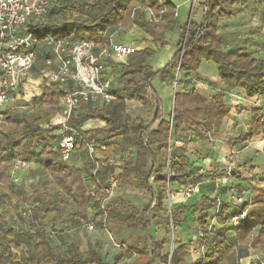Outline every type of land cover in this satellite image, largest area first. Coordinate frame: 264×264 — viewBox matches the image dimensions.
I'll list each match as a JSON object with an SVG mask.
<instances>
[{"label": "trees", "instance_id": "trees-1", "mask_svg": "<svg viewBox=\"0 0 264 264\" xmlns=\"http://www.w3.org/2000/svg\"><path fill=\"white\" fill-rule=\"evenodd\" d=\"M132 1L137 2L135 6L150 8L155 15L161 10L164 12L157 23H148L142 9L134 11L131 18ZM238 1H196L194 7L200 9L201 21L197 24L189 22L184 25L176 53L162 69L156 72L148 66V62L167 45L166 39L178 22L175 16L176 8L169 0H95L92 3L59 4L61 18L58 23L45 22L34 28V31L41 36L51 34L68 41L90 39L99 44H106L107 36L117 25L123 28L133 25L144 32L154 45V50L137 51L128 57L127 66H120L121 74L125 78L123 91L121 94H116L111 104H95L93 108H90L88 103L81 104L76 109L81 108V112L77 115L75 110L69 120V124L77 130L85 120H98L104 123L100 129L81 132L82 141L77 150H85L86 143L104 141L105 151L100 153L105 157L112 156V145L119 136H124V130L134 129L130 139L134 147V158L123 162L119 167L103 168L92 176L91 181L97 195L88 194L82 184H78L74 188L75 193L72 197L76 213L69 216V221L71 226H79L88 220V207L98 208L99 199L102 198L100 186L108 187V180L112 175L116 177L117 187L145 190L150 197L141 210L133 208L128 212L120 213L115 208L106 207V224L115 223L130 231L141 230L144 233L148 247L135 246L125 251L126 254L132 253L136 256L135 264H154L156 260L161 264H185L188 255L185 245L177 243L170 253L163 254L166 239L156 241L149 233L151 214L165 211L163 200L166 195V185L176 183L181 187H188L200 183L202 179L201 175L188 171L189 161L184 155L172 152L169 147L170 137L182 126H186L190 128L195 138L202 140L207 133L217 132L222 120L228 114V109L222 104V94L206 102L191 91L188 94L173 95L171 120L167 121L163 118V105L151 85L152 82L157 78L160 82H165L171 76L173 79L175 72H195L200 61L206 60L219 67L220 81L228 91L241 88L249 95L255 96L264 92V72L260 64L250 56L239 52H224L217 35L219 23L229 15L227 7ZM73 13L81 15L83 19H72ZM45 59L41 55L37 56L36 64L38 62L41 64L38 72H42L45 68ZM41 87L42 96L31 102L28 113L22 116L11 110L3 113L5 124H0V197L5 196L7 200L13 194L8 176L11 161L30 159L34 156L35 142L41 140L46 143L51 140L46 136L54 129L50 126L51 121L60 112V102L66 91L72 89L74 84L43 83ZM148 97L154 104L153 117L148 124L140 125L138 120H130L125 116L128 99H138L142 102ZM252 114L249 130L238 139L241 143L249 142L264 128V124L256 120L258 110L253 109ZM167 150H169L168 159L164 158ZM50 153L46 158L40 156L39 163L44 165L51 179H67L71 173H69L70 168L66 166L59 152ZM162 169H166L164 174L161 172ZM27 202L32 204L38 202L37 195L32 194ZM9 204L11 205L10 202ZM185 209L184 206H180L170 212L169 219L173 228L183 221ZM191 209L193 213L199 214L197 225L201 233V247L204 250L203 255L192 264H240L238 251L247 249H258L264 255V188L254 187L247 202L238 208V212L246 211L245 220L238 227L227 225L230 217L228 203L220 204L216 199L200 197L198 203ZM210 211L215 212L214 222L217 227L208 224ZM31 213L35 219L42 214L41 220L45 223L60 222V218L53 210L34 207ZM99 215L97 209V214L92 219L97 225H101ZM166 221L167 218H158L154 225H163ZM229 231L234 232L233 244L226 236ZM23 244L28 248L32 246V251L24 258H20ZM0 264L108 263L102 261L93 251L81 253L75 245L64 254L58 253L52 250L46 234L42 231L19 233L8 229L0 238Z\"/></svg>", "mask_w": 264, "mask_h": 264}, {"label": "crops", "instance_id": "crops-1", "mask_svg": "<svg viewBox=\"0 0 264 264\" xmlns=\"http://www.w3.org/2000/svg\"><path fill=\"white\" fill-rule=\"evenodd\" d=\"M227 11L229 12V15L221 20L217 30V35L223 51L226 53L239 52L242 55L250 56L260 64L261 70L264 72V0H239L236 4L228 6ZM176 13L178 20L179 13L177 12V10ZM189 22L190 18L188 19V23ZM180 26L181 25L179 24V28ZM123 29L124 30H122L114 38L117 43L131 44L136 48L137 51H142L144 49H155L151 39L140 29L136 28L133 25H127ZM175 31H178V29L173 30L170 36H173V39L176 40V43L173 42V46L166 45V49L163 50L168 54L164 56L162 61L157 62L155 60L158 57L157 55H154L149 60L148 66L154 72L162 69L169 62L171 57L176 53L181 37L174 34ZM171 39L172 37H170V40ZM39 55H41V57L43 58H48V55L45 52L44 55ZM127 60L128 58L126 59L125 64H109L107 66L105 76L112 80V71L118 68L120 69L121 65L127 66ZM40 69L41 67L39 68V70ZM33 72L31 73V76L33 75ZM29 80L30 78L25 81L21 87H23L26 82H29ZM155 80H158L161 91L160 94H158V92L156 93L159 99L162 98L163 100L165 98L166 100H168V111H171V113L173 95L175 93L188 94L191 91H194L201 99L206 102H209L215 96L222 94V104L228 109V114L222 120L219 130L217 132L207 133L206 137L202 140L195 138L193 132L189 127L186 126H182L176 134L171 135L169 143L171 142L172 138V146L170 147L172 149V152L177 155H184L189 161L188 171L190 173L201 175L202 177L200 183L189 186L195 188L196 193L193 197H196L197 199L195 202L191 203L189 207H186V205L189 200H192V197L187 198L182 196L180 193H176L175 197H173V195L170 194V196H172L171 202L175 204L174 209L180 206H184L186 208L185 213H187L188 211L193 213L191 207L194 204L198 203L200 197H207L209 199L218 200L219 197L215 196L216 192L212 191L215 190V188H219L221 185H227L225 184L228 183V180L225 177L226 171H233L230 172V174H236L235 179H233V177H230V180H232V182L228 183V187L231 186L237 190V192L234 194L236 196H242L245 199H248L254 187L264 188V128H262L259 133L254 136L249 142L241 143L238 140L243 134L247 133L250 128L251 119L253 117V109L258 110V116L256 117V120L260 121L261 124H264V92L262 95L255 96L249 95L245 90L241 88H235L228 91L220 81L219 67L206 60L200 61L199 66L197 67V70L195 72H178L175 85H173L174 83L172 76L169 77L165 82H160L158 78ZM154 81L151 84L152 87ZM111 89L114 92L113 87H111ZM19 91L18 94H13L9 97L7 103L4 105L3 113L6 110H12V108L14 107L12 103H14L16 100H19ZM121 93L122 91L119 94ZM116 94L118 93H115V95ZM15 98L16 100H14ZM257 101L259 105L255 107L254 103ZM95 104L97 105L98 103H88L90 108H93ZM164 109L165 106H163V110ZM152 111H154V108ZM28 112L29 110L27 112H24V114ZM165 115L166 110L163 114L164 119ZM59 116L60 112L51 121L50 126L54 129L49 131L46 135L47 137H51V140L53 139L52 137H54V132L56 134L55 136H60V126L55 125ZM103 126L104 123L101 121L85 120L80 124V126H78V130L80 132H85L89 130L100 129ZM42 128H46V126H42ZM51 142L52 141H48L45 143L39 141L34 143V153L37 152V147H39V151H41V154L36 160L38 164H40V156H42V158H46L48 157L49 152H51L50 154H57L58 148L56 150L47 148L48 144ZM100 143L106 144V142L104 141H100ZM86 162L87 154L85 150H76L71 154L69 159L65 161L66 166L71 170L69 171V173L71 172L70 175L67 177V179H60L68 180L71 178V176H74L77 178V180H79L80 178H82L84 169L83 164ZM40 166L44 169V165L40 164ZM9 172L8 176L10 178ZM88 174V178L91 180V166L90 172ZM73 181L74 180H70V186H72V183H74ZM209 185H213L215 188H213V186L210 187ZM168 187L171 190H175V192H181V190L187 188L181 187L176 183L170 184L168 185ZM74 193L75 192L73 190V192L70 194L71 201ZM220 201L225 203L224 199H221ZM238 208L239 207H236L235 205H230V209L228 212L229 216L237 213ZM74 213H76L75 209L71 214ZM87 213L89 220V212L87 211ZM193 214L199 216L198 213ZM158 218L161 217L158 216L155 218V220H157ZM154 222L152 225L156 227L155 229L161 230L162 225L155 226ZM227 225H229V222H227ZM77 227L78 226L70 225L68 232L70 234L76 232ZM158 232L157 235H154L151 232V237L156 241H160L164 238ZM71 236L72 235H68L67 237ZM226 236L228 238V241L233 244L234 232L229 231ZM70 241L72 245L78 247L81 253L93 251L101 258L102 261L108 264L126 263L122 253L119 252L116 254V258L114 260L103 259L102 256H100L92 246V242H89L90 240L86 242L85 238H83L80 234H76L73 240ZM52 250L56 251L54 248H52ZM187 251L188 255L185 258V264H192L198 258L192 257L188 248ZM163 254L166 253L163 252ZM154 264L161 263L156 260ZM240 264H242L241 257Z\"/></svg>", "mask_w": 264, "mask_h": 264}, {"label": "rangeland", "instance_id": "rangeland-1", "mask_svg": "<svg viewBox=\"0 0 264 264\" xmlns=\"http://www.w3.org/2000/svg\"><path fill=\"white\" fill-rule=\"evenodd\" d=\"M95 0H53L52 5L49 8L48 15L45 17V22L58 23L61 18V11L58 8L59 4H73V2H87L92 3ZM142 1V0H141ZM197 1V0H196ZM169 2L176 8L179 13L178 24L174 34L179 35L181 37V29L184 25H187L188 19L190 18V22L199 23L201 21L202 13L200 9L194 7L191 9V1L190 0H169ZM137 3V2H136ZM136 3L131 2L132 10L135 8ZM143 3V2H142ZM185 3V4H184ZM144 4V3H143ZM142 5V4H141ZM193 10V11H192ZM72 19L83 17L79 14H71ZM131 20V19H130ZM179 24L181 25L179 28ZM125 28V27H124ZM124 30V29H123ZM171 35V34H170ZM167 37V45L173 46V42L176 43V40L173 39V36ZM170 37L172 39L170 40ZM170 40V41H169ZM166 47V46H165ZM163 49H166V48ZM157 52L158 56L155 60L157 62L162 61L164 56L168 53H165L164 50ZM41 64L38 63L36 66V71L33 72V75L30 77L29 82H26L23 87H21L19 91V100H16L13 104V108L11 112L23 115L24 112H27L29 109V104L31 101L39 98L41 96V85L46 83L44 78H42V72H38ZM178 72H175L173 77V85H175L177 80ZM112 87L115 93H120L123 91L124 86V75L121 74V70L118 68L112 71ZM47 84V83H46ZM153 87L158 92L160 91V85L158 80H155L153 83ZM174 91V90H173ZM172 95V94H171ZM151 97V96H150ZM148 97L144 101H140L138 99H128L127 100V108L125 112V116L130 120H138L140 125L148 124L153 116L154 104L151 101V98ZM171 97V96H170ZM170 99V98H169ZM161 103L165 106L164 111L166 110L165 119L167 121L171 120V111H168V100L165 98L162 100L160 98ZM81 112V108L76 110L75 114H79ZM61 116H59L56 126H60ZM133 128L124 130L123 135L119 136L112 147L111 155L119 166L122 165L123 162L132 160L134 158V147L131 142ZM51 143L48 144V149L56 150L58 148V140H60V136H55ZM51 138V137H49ZM41 141V140H40ZM39 142V141H37ZM172 146V138L169 143V147ZM36 149L37 152L34 153V156L30 159L25 160V165L21 168H18L14 173L11 172L10 169V184L12 197L9 200L6 199L5 196L0 197V238L3 235V232L8 229H13L19 233H40L44 232L50 242L52 248L56 250L58 253H66L72 243L70 240H73L76 234H80L83 238H85L86 242H92V246L95 248L96 252L102 256L103 259L114 260L116 258V254L122 253L126 263L124 264H135L136 256L131 254H126L122 252L121 245H124L127 249L133 248L135 246L138 247H148L147 240L145 238L144 233L141 230L130 231L123 226L117 225L115 223H108L105 227L102 225L95 224L92 219L97 214L96 206H89V220L81 223L77 227V231L70 234L68 232L70 227L69 216L74 212L75 206L74 203L70 199V194L73 192L74 188L78 184H82L84 190L90 195H97L96 188L92 181L88 178L90 172V164L87 162L83 164V175L82 178L77 180L76 177L71 176L68 180L62 179H51L45 169H43L40 164L36 162L41 151H39V147ZM47 149V150H48ZM169 150L164 153V158L168 159ZM17 160L11 161V167ZM67 161V160H66ZM65 162V161H64ZM161 172L164 174L166 169H162ZM233 172V171H230ZM227 174V171H226ZM235 173L226 175V179L229 182L230 177L235 179ZM70 180H74L72 186H70ZM212 182V181H211ZM227 185H221L219 188H215L212 192H216V197H219L218 201L220 204L223 202L220 201L224 199L225 203H229L231 206L232 202L229 200L231 195H234L237 190L233 187H228ZM211 184V183H209ZM166 196L163 200V213L153 212L150 219L151 226L149 228V232L151 235H157L158 232L162 237L166 239V244L164 246V253L168 254L172 251V249L176 246L177 243L184 244L190 251L192 257H201L204 253L203 248L201 247V233L199 232L197 225L196 214L192 212L185 213L183 221L173 228L172 223L169 219L170 212L174 209L175 204L171 202V195L175 197L176 193H180L182 196H185L184 190L181 192H175V190L169 189L168 185H166ZM173 193V194H172ZM36 194L38 198V202L36 203H28L27 199L32 195ZM149 194L142 189H130V188H120L115 186L113 189V194L106 204L108 209L115 208L120 213L128 212L130 209L141 210L149 201ZM196 197H192V200L187 202L186 207H189L191 203L195 202ZM11 203V205L9 204ZM234 206V205H233ZM34 207H38L39 209H46L47 211H55L57 216L60 218V222H55L52 224L43 222L42 214L38 215V218L35 219L31 210ZM234 208V207H232ZM214 211H210L209 213V226L216 227L214 222ZM228 215V214H227ZM100 216V215H99ZM160 216L161 218H167V221L162 225V229H155L152 224L156 217ZM88 225H92L93 230H89ZM68 235H72L71 237H67ZM32 251V246L27 247V245H22V252L20 253V258H24ZM239 256L242 258V264H264V255L260 253L258 249H248L246 251H239Z\"/></svg>", "mask_w": 264, "mask_h": 264}, {"label": "built area", "instance_id": "built-area-1", "mask_svg": "<svg viewBox=\"0 0 264 264\" xmlns=\"http://www.w3.org/2000/svg\"><path fill=\"white\" fill-rule=\"evenodd\" d=\"M191 1V9L196 0ZM53 0H0V124H4L3 109L9 97L18 94L22 84L31 77L37 62V56L44 52L48 55L42 69V78L47 84H74L66 91L60 106V140L58 152L62 160L69 159L77 150L82 141L81 132L69 124L71 114L81 105L91 102L98 104H111L116 95L112 91V81L105 76L109 64H125L126 59L137 52L131 44L117 43V36L123 27L117 25L114 31L107 36L106 44H99L93 40L68 41L56 38L51 34L40 35L34 28L44 24V18L49 12ZM142 9L148 23H157L158 15L148 7L135 6L131 18L136 10ZM175 16L177 13L175 11ZM44 51V52H42ZM258 101L254 106H258ZM105 151L103 143H86L85 152L91 166V176H95L103 168L118 167L112 156L105 157L100 152ZM25 165L24 161H16L11 167L14 173ZM226 175H230L227 171ZM11 178V177H10ZM115 175L109 177L108 187H101L102 198L98 202L100 222L106 226V204L110 200L113 189L117 185ZM187 198L193 197L195 188H184ZM229 200L236 207L247 202L242 196L231 195ZM246 211H239L229 217V224L238 227L245 220ZM93 230L92 225H88ZM123 250L128 249L120 246ZM134 255V254H133ZM263 264V263H259Z\"/></svg>", "mask_w": 264, "mask_h": 264}]
</instances>
